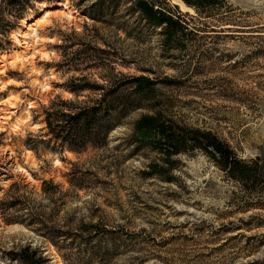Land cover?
<instances>
[{
	"label": "rangeland",
	"instance_id": "obj_1",
	"mask_svg": "<svg viewBox=\"0 0 264 264\" xmlns=\"http://www.w3.org/2000/svg\"><path fill=\"white\" fill-rule=\"evenodd\" d=\"M6 1L0 264H264V0H211L201 12L146 0L184 21L171 37L146 20L142 0H31L16 15ZM44 3L75 16L39 11ZM16 52L33 65L11 63ZM105 94L115 127L104 145L69 150L48 135L53 108ZM147 116L210 132L257 165L261 181L239 184L196 147L167 159L156 130H137Z\"/></svg>",
	"mask_w": 264,
	"mask_h": 264
},
{
	"label": "trees",
	"instance_id": "obj_2",
	"mask_svg": "<svg viewBox=\"0 0 264 264\" xmlns=\"http://www.w3.org/2000/svg\"><path fill=\"white\" fill-rule=\"evenodd\" d=\"M30 1L7 0L6 5L11 8L9 11L13 15H16V13L25 10ZM35 1L51 2V0ZM181 1L196 12H201L200 9L205 7V3H211V0ZM142 2L140 4L146 7V20L154 26H164V33L167 37H171L177 30L183 29L184 21L179 16H174L169 12L167 13L159 8H155L156 5L148 3L146 0H142ZM127 81L129 83H136L141 88L150 84L149 81L143 78H133ZM85 87L87 86L74 85L70 88V91L72 93L81 92L85 90ZM98 89L102 90L101 87ZM111 113V104L108 102L107 94H105L99 102L93 105L70 107L66 111H54L53 108V111L46 114L44 121L47 133L51 138L59 140L61 145L67 146L69 150H74L79 146H83L85 142H92L96 146L104 145L108 134L115 127V124L111 120ZM139 128L144 131H157L156 136L159 138H157L156 148L167 159L196 147L211 158L230 179L235 180L239 184L244 186L248 182L261 181L257 165H251L238 159L226 143L210 132L181 129L173 126L168 121L156 125L155 118L149 116L140 119L137 130Z\"/></svg>",
	"mask_w": 264,
	"mask_h": 264
},
{
	"label": "bare ground",
	"instance_id": "obj_3",
	"mask_svg": "<svg viewBox=\"0 0 264 264\" xmlns=\"http://www.w3.org/2000/svg\"><path fill=\"white\" fill-rule=\"evenodd\" d=\"M39 7H38V10L40 11V10H45V11H47V10H49V9H51V8H55V7H58V9H59V12H61V14L64 16V17H66V18H68V19H73L74 18V16H75V11L74 10H71L70 8H69V6H67L66 4H64V3H59V4H56V5H47V4H45V5H43V7H42V5H38ZM61 7V8H60ZM61 9V10H60ZM47 15V14H46ZM48 16V15H47ZM43 17H46L45 15L43 16ZM34 18V15H31L29 18H25L24 19V21H22V23H21V25L22 26H26L27 25V23L30 21V20H32ZM28 32H32V29L29 27L28 29ZM19 33V32H18ZM34 34V33H33ZM36 39V41H33L31 44L28 42V43H26V42H24L23 44H21V45H23V47H24V49H28V48H33L34 47V44H37L38 42H39V40H37V37L34 35L33 36V40H35ZM16 40V42L19 44V39H15ZM34 43V44H33ZM46 55H42V57H45ZM4 58V57H3ZM14 61H12L11 63H13V64H15V63H19V62H23L24 60L25 61H27V58L28 57H24V52H21V53H18V52H16L15 54H14ZM33 59H34V57H33V55H31V56H29V58H28V60H30L29 62L31 63V65H33ZM41 88L43 89V90H47L48 89V87L46 86V85H41ZM32 107L30 106V109H31ZM14 109V105L13 104H10L9 105V107H8V110H13ZM0 112L2 113V115L0 116V123L1 124H6V122L11 118L10 117V114H12V113H10V112H3V110L1 109L0 110ZM25 113H28L27 111H25ZM22 122V121H21ZM13 132H19V131H21V129H20V127H18L17 125H13ZM29 153V152H28ZM56 164H59V162L58 161H56L55 162ZM19 170H21V172H24V170L23 169H19Z\"/></svg>",
	"mask_w": 264,
	"mask_h": 264
}]
</instances>
